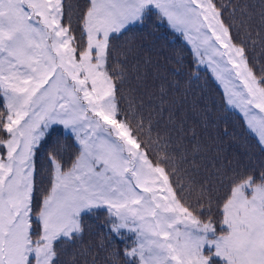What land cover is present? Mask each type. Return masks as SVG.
<instances>
[{"label":"snow or ice","instance_id":"1","mask_svg":"<svg viewBox=\"0 0 264 264\" xmlns=\"http://www.w3.org/2000/svg\"><path fill=\"white\" fill-rule=\"evenodd\" d=\"M157 23L208 63L258 155L225 164L187 127L207 109L150 57L129 68L140 46L125 34ZM253 26L260 37L264 0H0V264H264V66L257 75L232 36ZM61 128L76 151L65 164L56 141L45 188L36 157ZM181 164L199 175L187 181L196 206L172 185ZM99 211L107 236L93 246Z\"/></svg>","mask_w":264,"mask_h":264},{"label":"trees","instance_id":"2","mask_svg":"<svg viewBox=\"0 0 264 264\" xmlns=\"http://www.w3.org/2000/svg\"><path fill=\"white\" fill-rule=\"evenodd\" d=\"M81 2V0H72L73 4ZM235 3L236 0H233ZM243 2V0H240ZM155 19V18H153ZM227 19V16H226ZM75 25V20H73ZM252 35L248 37L245 29H233L232 36L236 43L246 41L245 47L248 49L247 55L250 65L254 66L257 75H260V67L264 66V32L260 37H257V28L253 26L250 29ZM133 37L134 42L139 47V54L137 56L129 57V68L131 65L139 61L143 65L144 58L150 57L153 61V66L160 65L161 71L165 72L169 80H176L179 82L180 90L183 92L187 90L188 105L195 102L199 108H206L207 111L197 116L191 111L189 112V122L187 127H196L202 141L208 144H220L225 151L223 152V162L226 164L228 160L243 159L247 154L258 155V138L249 130L246 125L243 114L230 107L226 102L225 92L223 86L215 78L211 68L207 65L198 62L194 56L191 45L184 39V37L170 29L166 23H157L150 27L133 25L125 37ZM125 37H121L118 43L124 44ZM252 40H256L257 44L253 48ZM182 58V65L176 63V57ZM257 60L259 61L257 63ZM179 68L180 74L175 75L174 70ZM143 70V69H141ZM191 77V78H190ZM207 117V126L201 124V120ZM155 134V130H154ZM146 137L142 136L141 139ZM59 140L60 145L65 146L63 151L64 163H69V155L76 151L72 144L68 133L61 128L54 132L48 138V141L41 148L36 157L37 167L39 169V176H43L42 187H47V175L50 165L47 157L48 153L57 148L56 141ZM156 150L150 149L149 156L156 161ZM219 163V161H217ZM167 170L171 172V165H165ZM181 169L189 168L188 172L180 171L170 177L173 187L177 195L185 203L195 205V193L187 191L188 179H199V175L190 169V166L181 164ZM183 185V187H182ZM207 218L205 215L202 217ZM218 221V217H216ZM91 227L90 232L85 233V242L91 241L93 246L97 245L102 238L107 236V213L99 211L94 217L86 221ZM219 228V224L217 223ZM115 245L122 253L125 246H131V239L116 240ZM120 259V264H123V259Z\"/></svg>","mask_w":264,"mask_h":264},{"label":"rangeland","instance_id":"3","mask_svg":"<svg viewBox=\"0 0 264 264\" xmlns=\"http://www.w3.org/2000/svg\"><path fill=\"white\" fill-rule=\"evenodd\" d=\"M201 64H204V65H207L208 66V63L207 62H205V63H201ZM230 107H232V106H230ZM232 108H235V107H232ZM236 109V108H235ZM237 110H239V109H237ZM240 111V110H239ZM241 112V111H240ZM242 113V112H241ZM243 114V113H242ZM244 116V115H243ZM245 118V117H244ZM247 125V124H246ZM130 238L131 239V242L133 241V239H134V237H132L131 236V234H127V236H126V238Z\"/></svg>","mask_w":264,"mask_h":264}]
</instances>
